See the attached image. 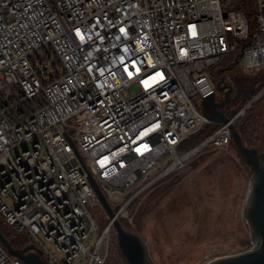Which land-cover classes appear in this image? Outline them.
<instances>
[{"label":"built area","instance_id":"1","mask_svg":"<svg viewBox=\"0 0 264 264\" xmlns=\"http://www.w3.org/2000/svg\"><path fill=\"white\" fill-rule=\"evenodd\" d=\"M255 2L257 30L241 50L248 73L264 70V0ZM248 35L238 0H0L2 221L49 264H103L113 227L90 244L104 210L63 132L126 218L133 199L191 161L196 148L177 151L214 124L193 99L214 92L209 70ZM214 125L207 145L230 147L229 124ZM0 264L25 263L0 244Z\"/></svg>","mask_w":264,"mask_h":264},{"label":"rangeland","instance_id":"2","mask_svg":"<svg viewBox=\"0 0 264 264\" xmlns=\"http://www.w3.org/2000/svg\"><path fill=\"white\" fill-rule=\"evenodd\" d=\"M240 52L224 56L208 72L219 102L223 100V94L216 88L221 78L217 71L225 68L227 60ZM222 76L225 83L233 87L231 97L235 98L225 111L237 112L233 118L241 114L238 120L245 115L250 103L261 97L264 88L241 109L258 86L255 78L261 76L248 73L242 67L226 71ZM241 78L244 79L239 82ZM245 79L250 83L247 84ZM201 102L199 98L193 99L199 111H202ZM68 124L78 126L79 120H71ZM250 131L246 141L252 142L247 146L256 147L264 154V127H251ZM251 178L252 171L241 161L235 147L219 148L210 144L198 151L183 169L133 199L124 211V219L145 242L151 264H208L241 254L246 252L248 241L247 251L251 246L250 227L244 217ZM114 197L120 200L119 195ZM128 200L126 197L124 203ZM93 215L99 230L93 234L90 244L96 242L110 224L101 209L97 208ZM116 245V233L112 228L102 246L103 264H126ZM50 250L57 258H62L54 248L50 247ZM79 264H84L83 259Z\"/></svg>","mask_w":264,"mask_h":264},{"label":"water","instance_id":"3","mask_svg":"<svg viewBox=\"0 0 264 264\" xmlns=\"http://www.w3.org/2000/svg\"><path fill=\"white\" fill-rule=\"evenodd\" d=\"M241 52L235 61L225 68H220L217 74L221 76L216 88L223 94V100H216V92L204 97L201 102L202 113L214 124H229L232 134V142L241 161L247 165L252 171V178L250 181V192L246 202L244 217L250 227L251 246L249 251L241 254L227 256L216 259L208 264H264V154L256 147L247 146L235 125V122L230 119L223 109L235 100L231 97L233 87L225 83V78L222 74L231 70L239 64L242 58ZM256 99L251 103L253 104ZM65 139L69 142L77 158L79 159L85 173L88 175L100 204L104 210L105 215L109 218L111 225L116 233V246L126 264H151L148 258L147 246L143 239L135 232L128 230L120 221L117 213L113 209L112 204L102 191L100 185L97 183L87 165L80 155L77 147L72 139L63 132ZM207 146V142L197 147L194 154ZM0 244L7 250V252L20 259L25 264H49L34 244H30L23 249H15L9 240L4 236L0 230Z\"/></svg>","mask_w":264,"mask_h":264},{"label":"trees","instance_id":"4","mask_svg":"<svg viewBox=\"0 0 264 264\" xmlns=\"http://www.w3.org/2000/svg\"><path fill=\"white\" fill-rule=\"evenodd\" d=\"M239 4V9L245 14L248 24H249V35L247 40L243 41L239 47V51L242 50L243 45H247L252 41L253 35L257 30V21L255 22V16H256V2L255 0H238ZM241 53V52H240ZM239 54H234L232 55L227 62L225 63V66L227 67L229 64L233 63L235 61V58ZM239 67L243 68V59L240 58L239 64L232 69H238ZM244 69V68H243ZM257 74V79L255 78V81L257 80L258 86L254 93L250 94L248 98L243 102V104L240 106L241 109L246 107L252 100L253 98L264 88V70H261L260 72H254ZM261 78V79H260ZM256 84V83H255ZM228 106V105H227ZM227 106L225 107L227 109ZM239 107V108H240ZM225 108L223 111L225 114L230 118L233 119L234 115L237 112H232V111H225ZM235 125L237 126L243 141L246 145L248 143L251 144V140L246 141V137L250 135L251 127H264V93L261 95V97L255 101L249 109L246 111L245 115L241 118H239L236 122ZM219 129L218 125L210 124L204 127V129L197 134L196 136L192 137L189 139L187 142H185L179 149V151L186 152V151H191L194 150L195 148L201 146L203 143H205L212 135L216 133V131ZM234 147V144L232 142L231 144ZM134 193H131L127 197L130 199ZM113 209L115 212L118 211L121 205H112ZM120 221L123 223L124 227L128 230H131V227L129 226L128 222L126 219L123 217L119 218ZM0 230L4 234V236L9 240V242L12 244V246L15 249H23L26 246L31 244V240L28 238L27 235L25 234H17L15 233L12 229H10L1 219H0ZM250 241L247 242L246 244V251L248 250Z\"/></svg>","mask_w":264,"mask_h":264},{"label":"flooded vegetation","instance_id":"5","mask_svg":"<svg viewBox=\"0 0 264 264\" xmlns=\"http://www.w3.org/2000/svg\"><path fill=\"white\" fill-rule=\"evenodd\" d=\"M243 79H244V78H241V79H238V80H239V82H240V81L243 80ZM249 79L254 81V79H252V77H249ZM245 81H247V82H246L247 84L250 83V81L247 80V79H245ZM253 84H254V83H252V81H251V85H250V86H252Z\"/></svg>","mask_w":264,"mask_h":264},{"label":"snow or ice","instance_id":"6","mask_svg":"<svg viewBox=\"0 0 264 264\" xmlns=\"http://www.w3.org/2000/svg\"><path fill=\"white\" fill-rule=\"evenodd\" d=\"M123 31V30H122ZM125 71H128V69H127V67H125ZM137 71H139V69H137ZM128 75L129 76H132V73L131 72H128ZM162 78V77H161ZM145 83H147V82H145Z\"/></svg>","mask_w":264,"mask_h":264}]
</instances>
